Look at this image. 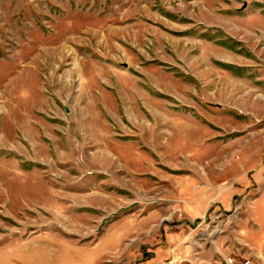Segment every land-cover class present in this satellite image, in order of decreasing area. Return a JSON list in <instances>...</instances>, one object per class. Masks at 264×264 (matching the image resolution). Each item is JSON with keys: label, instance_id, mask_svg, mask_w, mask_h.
Instances as JSON below:
<instances>
[{"label": "rangeland", "instance_id": "rangeland-1", "mask_svg": "<svg viewBox=\"0 0 264 264\" xmlns=\"http://www.w3.org/2000/svg\"><path fill=\"white\" fill-rule=\"evenodd\" d=\"M264 264V0H0V264Z\"/></svg>", "mask_w": 264, "mask_h": 264}, {"label": "built area", "instance_id": "built-area-1", "mask_svg": "<svg viewBox=\"0 0 264 264\" xmlns=\"http://www.w3.org/2000/svg\"><path fill=\"white\" fill-rule=\"evenodd\" d=\"M226 264H235V259L233 257H228L226 259ZM239 264H255L254 262H252L251 259H244L242 260Z\"/></svg>", "mask_w": 264, "mask_h": 264}]
</instances>
